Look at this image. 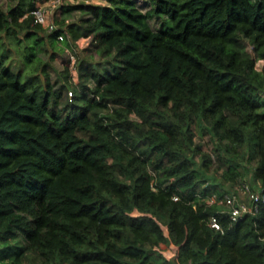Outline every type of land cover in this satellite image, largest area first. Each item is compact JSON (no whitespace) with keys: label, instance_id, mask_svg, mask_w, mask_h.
Returning a JSON list of instances; mask_svg holds the SVG:
<instances>
[{"label":"trees","instance_id":"1","mask_svg":"<svg viewBox=\"0 0 264 264\" xmlns=\"http://www.w3.org/2000/svg\"><path fill=\"white\" fill-rule=\"evenodd\" d=\"M8 1L0 244L15 252L4 264H264V199L237 221L206 202L245 181L264 193V0L63 6L55 23L77 10L69 38L92 40L77 82L68 66L51 78L47 65L71 44L32 24L36 0ZM42 31L47 61L29 42ZM9 37L24 43L27 73L11 66Z\"/></svg>","mask_w":264,"mask_h":264},{"label":"built area","instance_id":"2","mask_svg":"<svg viewBox=\"0 0 264 264\" xmlns=\"http://www.w3.org/2000/svg\"><path fill=\"white\" fill-rule=\"evenodd\" d=\"M73 1L74 0H36L34 2V8L30 11L32 24H40L46 30V32L51 33L53 31H58L56 35L57 41L61 43L67 39V41L71 44L72 41L69 38V33L65 26L69 22V19H65V25L62 26H58L55 23V19H57L60 12L63 11V6L70 5L68 2H72L73 4ZM77 1H75V3H77ZM84 3L90 2L87 1ZM73 45L77 48H79L78 45H80L83 49H89L92 47V40L90 37H80L73 41ZM72 49L74 48L72 47ZM72 78L74 79V77ZM68 94L71 95V91H68ZM263 199L264 193L262 187L254 190L249 184L242 182L239 184V191L225 193L219 198L216 196V194H212L206 198V202L208 204L214 203L223 205L227 209L226 212L229 219L231 221H237L245 214L257 212L258 203ZM208 224L214 229H221V224L217 213L210 215Z\"/></svg>","mask_w":264,"mask_h":264},{"label":"rangeland","instance_id":"3","mask_svg":"<svg viewBox=\"0 0 264 264\" xmlns=\"http://www.w3.org/2000/svg\"><path fill=\"white\" fill-rule=\"evenodd\" d=\"M74 0L73 4H77V3H81V2H90V3H104V1L101 0H78L77 3H75ZM137 4L140 6L141 9H143L144 11H146L149 8V5L146 3V1L144 0H136ZM68 4H72V2H68ZM0 5L3 8H6L9 5V1L8 0H0ZM62 12H60L59 16H58V20L61 19L64 15L62 14ZM79 16V12L77 10H75L74 12H72L69 16L65 17V19H69V21L73 20V18H77ZM150 24L152 26L153 29H159L161 27V22L163 21L160 18H153L150 19ZM6 45L11 49V57L9 59L10 64L12 67L21 64L23 67V71L24 72H28L31 68H32V63L29 65L25 64L24 58L21 55V51H17L15 50V47H20L22 45H24V43H19V44H15V42H13V40L9 37V38H3ZM34 40H37L38 42L35 43V47L37 48V54L39 55L40 58H42L44 61H47L50 53H51V49L50 46L47 43H44L48 40L47 38V33L42 31L39 32L37 35H34L32 39H30L29 42H34ZM71 47L66 46L64 47L63 51H56L57 53H55V57L53 59V61H51L48 65L47 68L50 71V76L51 78H55L56 76V70L55 67H63V66H68V68H71V72H72V77H74V81H78V77H77V73H76V69L78 68V64L84 60L85 58H87L88 54H92V51L89 49H83L81 48L80 45H78L79 48L74 47L73 42H71ZM72 47L74 49H72ZM66 48V49H65ZM241 49L245 54H249L251 52V47L245 43L242 42L241 44ZM95 54V53H94ZM73 56V57H71ZM96 57H98L96 55ZM88 59V58H87ZM99 60V59H98ZM92 61V60H89ZM35 62V59L34 61ZM262 67H264V60H258L256 62V68L261 69ZM39 69L35 71V73H38ZM212 144H209V148H212ZM245 183L248 184V181ZM232 191H239V185H233L230 188ZM231 192V191H230ZM15 248V243L11 242L9 245H4V244H0V263L4 264V263H8L9 260L12 258V251H14Z\"/></svg>","mask_w":264,"mask_h":264}]
</instances>
